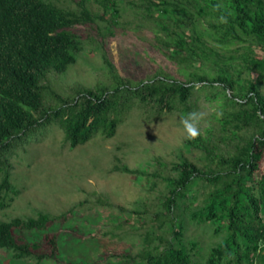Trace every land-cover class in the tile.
Returning a JSON list of instances; mask_svg holds the SVG:
<instances>
[{"label":"rangeland","instance_id":"obj_1","mask_svg":"<svg viewBox=\"0 0 264 264\" xmlns=\"http://www.w3.org/2000/svg\"><path fill=\"white\" fill-rule=\"evenodd\" d=\"M44 1L73 13L83 6L92 17L91 22L70 29L83 45L76 63L63 74H48L50 85L62 94L76 86L111 87L112 74L106 63L110 62L114 74L133 84L157 75L193 82L194 93L187 103L191 111L202 105L217 111L231 96L216 81L220 68L243 90L249 91L244 82L249 81L264 96V50L259 39L219 43L220 32L214 26L222 23L210 6L212 0ZM216 1L223 7L222 0ZM197 36L215 53L204 64L186 51L198 45ZM179 37L187 45L175 46ZM196 76L206 81L202 84ZM202 85L204 90L199 88ZM181 117L179 111L148 116L134 104L110 139L97 134L71 148L57 128L45 133L10 157L11 190L2 194L11 200L0 209V220L36 218L40 213L55 218L44 231H16L31 243L43 240L45 233H56V259L39 264L143 263L145 249L161 248L172 230H178L164 218L160 224V219L155 221L154 215L164 212L167 190L162 177L173 175L172 165L183 159L202 170L210 165L202 149L188 145ZM220 134L213 112L201 126V136L212 139L208 144L211 153L230 152L229 145L218 141ZM116 167L138 173H123ZM189 210L181 203L172 216L187 223L182 235L198 240L204 254L217 239L188 224ZM0 264L36 263L13 259L0 250Z\"/></svg>","mask_w":264,"mask_h":264},{"label":"trees","instance_id":"obj_2","mask_svg":"<svg viewBox=\"0 0 264 264\" xmlns=\"http://www.w3.org/2000/svg\"><path fill=\"white\" fill-rule=\"evenodd\" d=\"M217 4L216 0L210 4L216 16L228 19L214 26L220 32L219 43L242 44L246 37L257 38L264 50V0H222L225 7L220 9ZM91 21L83 6L73 13L44 0H0V209L11 200L2 194L11 190L10 157L45 133L57 128L74 148L97 134L112 138L134 104L148 116L191 112L187 103L194 93L193 82L157 75L133 84L114 74L110 62L106 63L112 74L111 87L76 86L66 94L56 91L48 74L65 73L83 50L82 41L70 29ZM196 43L186 51L204 64L215 53L198 36ZM181 44L187 45L184 38L174 41L175 46ZM195 79L202 84L206 81L202 76ZM216 81L232 92L218 107L223 115L216 118L214 113L221 131L218 141L229 145L230 152L211 153L209 136L187 140L190 147L203 150L210 165L202 170L183 159L172 165L173 175L162 177L167 190L164 212L155 214V221L160 219V224L164 218L178 230H172L161 248L145 249L143 263L131 264H264V96L249 81H244L249 91L243 90L227 79L222 68ZM115 170L138 173L126 167ZM197 181L200 186L195 185ZM181 203L190 208L188 224L217 239L204 254L198 240L182 235L187 223L172 216ZM54 219L40 213L36 218L0 220V250L13 259H30L36 264L55 260L56 233H45L43 240L32 243L16 234L44 231Z\"/></svg>","mask_w":264,"mask_h":264},{"label":"clouds","instance_id":"obj_3","mask_svg":"<svg viewBox=\"0 0 264 264\" xmlns=\"http://www.w3.org/2000/svg\"><path fill=\"white\" fill-rule=\"evenodd\" d=\"M217 9L222 8V5L217 4L215 6ZM221 23H227L228 19L227 16L221 15L219 17ZM215 113L216 118H220L223 113L216 111L215 109L202 105L200 108L193 110L186 115L181 117L180 123L183 126V131L185 133V138L188 140H196L198 137L201 136V126L204 122L207 121V118L212 114Z\"/></svg>","mask_w":264,"mask_h":264},{"label":"built area","instance_id":"obj_4","mask_svg":"<svg viewBox=\"0 0 264 264\" xmlns=\"http://www.w3.org/2000/svg\"><path fill=\"white\" fill-rule=\"evenodd\" d=\"M252 264H258L256 261H253Z\"/></svg>","mask_w":264,"mask_h":264}]
</instances>
